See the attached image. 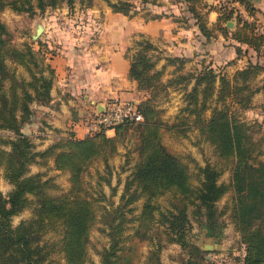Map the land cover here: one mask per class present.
Returning <instances> with one entry per match:
<instances>
[{"label":"trees","instance_id":"16d2710c","mask_svg":"<svg viewBox=\"0 0 264 264\" xmlns=\"http://www.w3.org/2000/svg\"><path fill=\"white\" fill-rule=\"evenodd\" d=\"M38 1L43 9L46 1ZM93 1L81 0V3L91 6ZM106 1L116 12L130 16L137 12L133 0ZM234 1L241 3L255 19H248L227 1L217 4L185 0L187 10L208 39L221 32L249 44L263 55L264 34L260 32L256 15L260 9L251 0ZM67 2L73 8L75 0ZM7 6L34 10L31 0H0V12ZM212 9L218 11V18L210 24ZM234 16L236 25L231 28L226 23ZM8 33L0 19V130L12 132L3 139L10 147L0 146V167L13 185L7 195L0 189V264H51L55 252L62 253L67 264H87L90 233L98 220L105 225L102 230L108 236L107 244L99 251L102 264H166L161 251L167 242H177L188 249L189 256L183 258V264H209L207 251L190 239V205L206 234L218 238L224 233L227 220L223 215L229 210L228 216L245 244L241 261L264 264V159L257 157L261 149L254 153L259 143L247 131L248 123L235 112L238 108L235 104L251 107L252 96L264 88V85L253 86V81L264 73V63L250 60L233 73L203 64L196 71L179 72L164 81L165 64L156 68L154 58L160 57L156 53L159 48L149 36L140 33L135 43L126 48L125 56L130 59L129 77L140 90H150V95L137 103L144 119L115 125L113 135L106 129L83 138L69 135L40 149L23 126L32 119L33 102L46 104L51 100L55 71L50 63H45V67L32 71L30 80L18 74L8 59L32 70L31 64L38 65L44 58L35 57L36 51L30 45L23 50L13 46ZM236 48L240 55L243 47ZM166 59L179 62L175 71L188 61L180 55H167ZM192 80L191 89L185 92L186 103L177 116L179 120L166 123L154 98L166 92L173 82L187 88ZM209 109L211 113L207 116ZM172 127L184 134L197 129L214 144L218 156L232 163L231 180L220 181L223 169L212 163L196 164L195 172L187 161L169 151L161 137L164 130ZM130 128L138 133V159L121 194L122 202L112 208L103 205L100 212L86 189L85 172L97 158H103L109 166L108 160L118 150L120 138ZM50 159L56 168L70 173L72 185L67 193L52 192L57 186L52 177H44L42 172L29 174L31 164H45ZM165 193L170 194V205L164 208L156 198ZM225 194L230 195V201L219 209L217 202ZM141 198L144 200L140 211L135 213L138 207L132 204ZM29 206L34 207L32 216L15 225L13 216ZM136 220L135 231L127 233L129 222ZM152 230L166 234L163 237L166 242L150 234ZM52 232L59 233V237L48 236ZM145 240L151 244L146 255L140 246Z\"/></svg>","mask_w":264,"mask_h":264},{"label":"rangeland","instance_id":"374dc122","mask_svg":"<svg viewBox=\"0 0 264 264\" xmlns=\"http://www.w3.org/2000/svg\"><path fill=\"white\" fill-rule=\"evenodd\" d=\"M45 1L46 5L42 9L39 7L38 0H31L34 7L32 12L28 10H17L11 6L5 7L0 12V19L5 23L9 31L7 36L9 37L10 43L21 50L25 49L27 45H30L36 51L35 57H39L40 59H42V57L44 58L42 61H39L38 65L32 66L31 64L32 70L27 68L25 64H20L8 59L9 64L17 68L18 74L24 76L27 80L32 78V71H37L45 67V63H50L48 57L62 51L58 41L59 36L69 37V43L72 45L70 49L80 52L85 50L86 53H90L89 51L91 50L92 55H94L93 52L97 51L98 45L101 46L106 43V37H108V39L113 37L112 40L115 39L112 42L113 47L123 51H126V48L133 45L135 39L140 37L141 32L139 30L127 31L126 29L125 32L121 31L118 35H114L112 31L109 30L105 22L107 20V13L104 11V5L106 6L107 3L105 0H101L100 3H97V7L94 5L96 9L93 4L91 6L82 4L81 0H75L73 8L68 5L67 0H55V3H52L51 0ZM95 1L96 0L93 2ZM207 1L209 3H214L213 0ZM258 17V27L264 28V15L261 14L258 15ZM39 24H43L44 29L42 33L36 37V29ZM45 26H48V32H45ZM260 32L264 34L262 30H260ZM160 40L162 42L159 43V45H161L163 49H159V51L156 52L160 57L154 58L157 59L156 68H162L163 64H165L164 81H167L170 77H175L179 72L196 71V68H199L196 63L185 61V63H181L179 70L175 71L174 69L179 62H168L166 56L173 54H170L164 47L163 44L165 40ZM88 43L90 47H88ZM262 53L264 55V47ZM76 57L83 56L77 54ZM92 57H96V55ZM220 68L230 73L235 71L229 64L221 65ZM48 71L49 70H46L45 73H49ZM37 73L39 74L40 72ZM55 75L54 72V78ZM192 84L193 80L188 83L187 88H183V84H176L173 82L167 87L168 90L166 92L162 91L154 98L156 107L160 109V117L166 121V123L173 124L179 120L177 116L180 114L181 107L186 103L185 92L191 89ZM257 85H264V73H261L260 76L253 81V86ZM141 91L145 96L141 100L150 95V90L148 89H142ZM252 102L251 107L247 108L235 104V107H238L235 112L242 121L248 123L247 131L249 133L251 132L254 139L259 143L254 153L261 149L257 157L259 159H264V88L252 96ZM210 113L211 110L209 109L206 115L210 116ZM38 115H36V117H39ZM40 124L41 123H39L38 126L34 125L35 128H33L31 132L29 131L28 134L32 136V139L37 144V148L41 149L43 147L42 145L47 144V142L43 139V132L45 130L39 128ZM25 126L26 123L23 127L25 128ZM56 132L60 131H55L54 129L50 130L48 133L50 135H47V137H53L51 139L52 141L55 139L58 140L57 137L59 136H56ZM0 134H2L0 135V146L9 148L10 145L3 142V139L7 135L12 134V132L9 130H0ZM161 140L169 151L179 155L184 161H187L193 171H197L196 164L205 165L206 163H212L218 168L223 169L220 181L229 182L231 180L232 163L226 162L224 159L220 158L215 152L214 144L205 139L197 129L188 130L187 134H184L179 128L172 127L164 130ZM138 141V133L134 131L133 128H130L128 132L120 138L118 150L108 160L109 166L106 165L103 158H97L86 170V189L89 195H92V199L98 211H102L103 205L107 206V208H112L122 202L121 194L138 159ZM36 172H42L44 177H52L54 179L57 183V186L52 189L54 194L67 193L71 188L70 173L66 170L56 168L53 159H50L49 162L45 164H31L29 174ZM195 181L196 183L198 182L197 179H195ZM12 187L13 185L4 176L3 167H0V189L7 195ZM143 200L144 198H141L132 204L138 207L135 213L140 211ZM156 200L165 208L170 205V194H161ZM227 201H230L229 194H225L218 200V208L222 209ZM33 208V206H29L20 213L14 215L13 223L16 225L22 219L31 217ZM193 208V205H190L189 217L192 221L190 239L194 244L204 241H209L211 243L213 249L205 250L201 248L207 251L206 255L210 259L209 264H239L241 258L244 256L245 244L242 242L239 232L228 216L229 210L223 215L227 220V225L223 235L218 238L206 234V229L200 226L199 218L192 213L191 210ZM131 215L132 214H130V216ZM137 223V220L129 222L130 226L127 228V233H133ZM103 227H105V225L99 220L92 226L89 241V260L87 264H92V261L95 264H102L99 251L108 242V236L105 231L102 230ZM152 232L153 233L150 234L158 235L156 236L157 238L162 237L161 240L166 242V239L163 238L166 234L157 233V230L155 233L154 230H152ZM58 234L57 232L56 234L52 232L48 236L57 238L59 237ZM150 245L151 244H149L147 240L141 241L140 246L145 255L151 248ZM188 256V249L183 248L177 242H167L161 251V258L166 264H183V258H188ZM51 264H67V262L62 253L55 252L52 255Z\"/></svg>","mask_w":264,"mask_h":264},{"label":"crops","instance_id":"0c3cea01","mask_svg":"<svg viewBox=\"0 0 264 264\" xmlns=\"http://www.w3.org/2000/svg\"><path fill=\"white\" fill-rule=\"evenodd\" d=\"M100 1L96 0L93 6L97 7ZM133 1L137 4V12L132 16L114 11L106 1L105 22L114 35L125 32L126 29L139 30L149 36L159 49H163L159 43L162 42L160 39H164L163 45L170 54L185 56L188 62L196 63L199 68L203 64L213 67L229 64L236 70L250 60L264 63V55L258 54L249 44L240 43L230 35L219 32L216 37L208 39L187 10L185 0H158L156 3ZM251 1L260 9L256 15H264V0ZM235 4L243 15L252 18L253 15H250L241 3L236 1ZM96 7L94 6L95 9ZM217 18L218 11L212 9L209 12L210 24L215 23ZM230 20H234V25L226 24L234 28L236 17ZM48 30V26H45V32ZM112 39L113 37H106V43L98 45L97 51L92 55L91 50L86 53L85 50L80 52L70 49L72 45L68 36L58 37L62 51L48 57L56 74L51 89V100L46 104L32 103L35 113L24 128L26 132H31L35 128L34 125L41 123L39 128L45 130L43 139L47 142L42 148L56 140L54 138L52 141L53 137H47L52 129L60 131L56 132V136H59L57 139L69 135L79 138L88 135L91 117L97 113L98 107L106 105L113 98L139 102L145 97L137 82L129 77L130 59L125 56V51L113 47L112 42L115 39ZM87 45L90 47L89 43ZM237 45L243 47L240 55ZM77 54L83 57H76ZM95 55L96 57H92ZM230 61L232 62L229 63ZM108 133L114 134V130H108Z\"/></svg>","mask_w":264,"mask_h":264},{"label":"built area","instance_id":"2783aa9c","mask_svg":"<svg viewBox=\"0 0 264 264\" xmlns=\"http://www.w3.org/2000/svg\"><path fill=\"white\" fill-rule=\"evenodd\" d=\"M214 3L223 4L224 2H230L235 5L234 0H213ZM246 17V16H245ZM249 19V18H248ZM255 19L252 16L250 20ZM264 32L263 27H259ZM138 102L134 100H123L119 98H113L106 104V108L103 111L94 114L89 122V133H94L102 129L111 130L115 125L124 122H133L144 119L143 113L138 107ZM245 252L243 253V255ZM239 264H243L241 261Z\"/></svg>","mask_w":264,"mask_h":264},{"label":"water","instance_id":"95a60500","mask_svg":"<svg viewBox=\"0 0 264 264\" xmlns=\"http://www.w3.org/2000/svg\"><path fill=\"white\" fill-rule=\"evenodd\" d=\"M227 24L229 26H233L234 25V20H229L227 22ZM43 29H44V25L43 24H39L38 27H37V29H36L35 36L36 37L39 36L42 33ZM105 108H106V105L105 104H102L100 107H98V111L97 112L103 111V110H105ZM196 244L199 245L200 248L205 249V250H207V249L208 250L209 249H213V247L211 246V243L209 241H207L205 244H202L200 242H198Z\"/></svg>","mask_w":264,"mask_h":264}]
</instances>
